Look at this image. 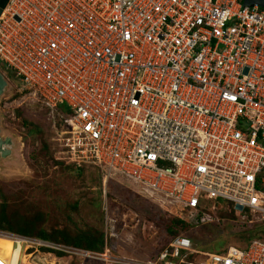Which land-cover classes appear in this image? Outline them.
Instances as JSON below:
<instances>
[{
	"label": "built area",
	"instance_id": "built-area-1",
	"mask_svg": "<svg viewBox=\"0 0 264 264\" xmlns=\"http://www.w3.org/2000/svg\"><path fill=\"white\" fill-rule=\"evenodd\" d=\"M242 1L4 0L0 64L57 118L64 162L94 167L103 184L117 173L186 214L223 204L229 223L255 231L215 252L176 235L150 257L120 252L113 227L101 252L0 231L13 251L264 264V9Z\"/></svg>",
	"mask_w": 264,
	"mask_h": 264
},
{
	"label": "rangeland",
	"instance_id": "rangeland-1",
	"mask_svg": "<svg viewBox=\"0 0 264 264\" xmlns=\"http://www.w3.org/2000/svg\"><path fill=\"white\" fill-rule=\"evenodd\" d=\"M0 72L6 82L0 94V137L10 140L8 155L0 158V192L10 194L3 201L7 212L43 214L46 220L39 227L51 237H56L57 231L66 236L78 232L102 233L104 242L113 227L118 250L134 257L153 256L176 235L189 238L203 252L242 246L251 235L252 232L229 226L218 218L217 224H196L185 210L181 212L153 192L138 193V187L117 173L112 172L104 187L94 167L84 165L82 170L76 171L74 167L66 170L54 140L55 129L59 127L57 118L50 116L36 97L21 90L10 72L1 69ZM225 212L222 204V208L216 207L212 213L216 216ZM253 226L262 229L261 223ZM42 249L34 252L28 260L30 264H48L47 255L56 259L55 264L80 263ZM22 252L19 247L11 255L15 259Z\"/></svg>",
	"mask_w": 264,
	"mask_h": 264
},
{
	"label": "trees",
	"instance_id": "trees-1",
	"mask_svg": "<svg viewBox=\"0 0 264 264\" xmlns=\"http://www.w3.org/2000/svg\"><path fill=\"white\" fill-rule=\"evenodd\" d=\"M0 69L2 71H7L2 67L1 64H0ZM60 162L66 166L65 167L66 170H68L70 167H74L76 171L82 170V167H75L72 164H65L63 160ZM7 195H10V194H3L2 192H0V198H1L0 200H2V203H0V231L16 234L20 236H25V237L35 238V239H39V240L46 241V242L60 241L59 244L72 246V247H76V248H80V249H84L88 251H93V252L102 251V247H103V234L102 233L92 234L88 232H78L76 234L66 236L67 234L63 233L62 231H57L56 232L57 236L51 237L41 227H39V226H44V223L46 220L43 214L39 213V214H34L30 216V215H25V214L16 215L15 210L14 211L11 210L7 212L6 203L3 202L6 200ZM163 201L166 202L164 199ZM170 204L174 205L172 202ZM217 214H221L223 217H218ZM187 215L190 218H193L194 223L196 224L198 223L211 224L213 222L217 224L222 219L226 223H228L227 225L229 226H233V227L240 226L238 224L229 223V220L234 219L232 213H227V212L216 213V216H215V214H211L203 210L199 212H195V211L188 212ZM215 218H218L220 220L214 221ZM177 223L182 224L180 220H177ZM34 226H36V229L34 228ZM240 227H242V229L244 231H247L248 233L252 232L251 235H249L245 239V241L251 239L255 235L254 234L255 231L253 229L245 230L244 226H240ZM42 250L49 251L48 249H42ZM218 250L223 251L225 250V248H221ZM0 252H2V256H4L7 250L4 247L0 246Z\"/></svg>",
	"mask_w": 264,
	"mask_h": 264
},
{
	"label": "water",
	"instance_id": "water-1",
	"mask_svg": "<svg viewBox=\"0 0 264 264\" xmlns=\"http://www.w3.org/2000/svg\"><path fill=\"white\" fill-rule=\"evenodd\" d=\"M4 0H0V8L3 6ZM242 4L248 7H251L253 5L258 6L259 8L264 9V0H243ZM6 86V82L0 72V94L2 93L4 87ZM10 145V140L8 138H1L0 137V158H4V156H7L8 146Z\"/></svg>",
	"mask_w": 264,
	"mask_h": 264
},
{
	"label": "bare ground",
	"instance_id": "bare-ground-1",
	"mask_svg": "<svg viewBox=\"0 0 264 264\" xmlns=\"http://www.w3.org/2000/svg\"><path fill=\"white\" fill-rule=\"evenodd\" d=\"M0 246L4 247L7 250V252H6V254L4 256H2V252H0V260H3L5 262L6 261H10L11 264H13V262H15V261L17 262L19 260L21 264H30L28 262V259L30 258V255L26 256V255H24L23 252H22V254L19 257H16L15 259H13V256L11 254L12 253L16 254L15 253L16 250L13 251V248H10V246H13L10 240L0 238ZM15 256H17V255H15ZM47 256H48L47 263L48 264H55L56 259H53V257H50L49 255H47Z\"/></svg>",
	"mask_w": 264,
	"mask_h": 264
},
{
	"label": "clouds",
	"instance_id": "clouds-1",
	"mask_svg": "<svg viewBox=\"0 0 264 264\" xmlns=\"http://www.w3.org/2000/svg\"><path fill=\"white\" fill-rule=\"evenodd\" d=\"M100 178H101V177H100ZM107 182H108V181H107ZM107 182H106V183H107ZM106 183H105V184H106ZM102 184H103V182H102ZM105 184H103L104 187H105Z\"/></svg>",
	"mask_w": 264,
	"mask_h": 264
}]
</instances>
